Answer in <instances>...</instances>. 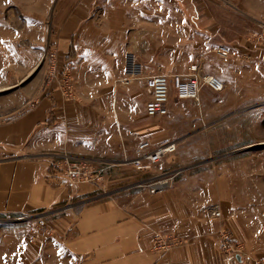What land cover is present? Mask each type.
Wrapping results in <instances>:
<instances>
[{
  "label": "crops",
  "instance_id": "crops-1",
  "mask_svg": "<svg viewBox=\"0 0 264 264\" xmlns=\"http://www.w3.org/2000/svg\"><path fill=\"white\" fill-rule=\"evenodd\" d=\"M6 1L0 0V88L15 86L11 80L20 75L23 80L32 66L30 50L19 47V35L8 26L13 16L5 14ZM185 6L192 4L57 0L49 41L61 65L67 60L72 64L76 97L67 100L55 86L47 88L35 107L15 112L10 104L0 106V216L52 217L74 264H225L219 229L235 205L223 173L206 168L186 172L175 187L152 194L131 185L135 180L124 172L130 167L124 158H135L142 140H151L154 147L175 141L180 147L191 134L156 123L164 116L146 114L143 80L117 84L127 75L128 56L145 75L185 73L191 64H199L204 73L227 82L230 66H223L224 59L215 52L227 43L201 25L197 9ZM30 28L23 26L24 42H31ZM215 99L220 105L229 99L239 103V96ZM196 103L173 99L166 119ZM65 152L97 166L111 165L104 183L69 185L50 178L52 164ZM171 159L160 162L150 178L168 168ZM114 182L125 184L114 188ZM216 210L220 216L213 214ZM235 221L230 222L233 229ZM158 236L176 243L161 250Z\"/></svg>",
  "mask_w": 264,
  "mask_h": 264
},
{
  "label": "rangeland",
  "instance_id": "rangeland-1",
  "mask_svg": "<svg viewBox=\"0 0 264 264\" xmlns=\"http://www.w3.org/2000/svg\"><path fill=\"white\" fill-rule=\"evenodd\" d=\"M188 1L192 6H185L186 9H197L202 15L201 25L214 31L218 39L231 47L230 56L223 58V66L230 67L227 69V82L222 91L203 87L200 103L190 106L187 111H179L178 116L170 121L166 116L156 118V123L167 126L169 130L182 132L185 128L187 132H191L180 147L177 143L174 153L160 161L172 157L169 167L158 174L181 171L176 177L175 187L177 179L186 172L206 168L223 173L225 190L228 187L231 202L236 207L229 208V220H225L219 229V241L221 245V229L225 228L241 253L231 260L232 256L224 253L220 246L219 251L225 264H264V0ZM56 2L57 0H9L3 5L5 14L13 16V21L8 26L19 35L16 39L19 47L23 48L25 45L26 53L30 50L32 66L30 74L26 72L23 80L18 73L20 77L16 76L11 80L15 81V86L0 88V106L10 104L15 112L26 109L30 103L39 101L47 88L57 86L59 80L55 74L60 77L68 66H72L68 60L61 65L56 47L49 41L54 33ZM28 7L30 13L25 14ZM27 23L31 27L30 43L24 42L22 35L23 26ZM1 26L4 24L1 23ZM51 52H55L57 59L55 79L52 81ZM70 74L75 89L72 67ZM171 94V101L178 99L174 88ZM221 95L239 96V103L229 99L228 103L217 104L215 98ZM160 162L151 169L138 170L132 163L124 160L130 166L124 171L126 176L131 177V182L135 180L128 185L135 184L137 188L148 189L144 184L154 174L152 172ZM114 168L116 167L113 166L112 170ZM138 175L145 179H139ZM104 181L103 176L96 183L102 184ZM124 184L114 182L112 187L118 188ZM226 193L227 191L225 195ZM38 215L26 219L0 216V264H74L62 237L57 234L59 231L54 219L46 218L51 227L47 232L38 227ZM232 217L238 218V222ZM232 221L236 222V229L231 227Z\"/></svg>",
  "mask_w": 264,
  "mask_h": 264
},
{
  "label": "built area",
  "instance_id": "built-area-1",
  "mask_svg": "<svg viewBox=\"0 0 264 264\" xmlns=\"http://www.w3.org/2000/svg\"><path fill=\"white\" fill-rule=\"evenodd\" d=\"M215 52L222 58L230 56L232 49L229 45L222 44L216 47ZM52 68L50 81L59 80L57 88L62 92L64 98L71 100L75 98L74 84L72 75L68 66L59 77L55 71L57 59L55 52H51ZM55 74V77H54ZM135 80H143L148 99L145 104V112L148 116L158 117L169 114V105L171 102V90L174 88L176 98L191 99L200 103L201 91L203 87H210L214 91L220 92L225 88V82L216 74L204 73L199 64H191L185 73L174 74H149L143 73L142 67L134 60L132 56L128 57L127 75L117 80L123 85H128ZM39 101L35 100L30 103V107H35ZM177 150V142H166L158 147L153 148L152 141L149 139L142 140L137 147V156L133 159L125 158V161L132 163L138 170L151 169L155 164L160 162L165 156L174 153ZM111 165L103 164L97 166L93 161L85 158H77L65 152L52 164L49 171V177L61 180L69 185L78 184H95L105 174ZM182 172L174 170L173 172H164L152 177L144 186L152 194L163 193L175 184L176 177ZM215 216H220L221 212H213ZM38 227L45 229L47 232L51 227L46 221L45 214L36 216ZM221 249L224 253L230 254L231 260L240 256L239 249L236 248L231 234L225 229H221ZM175 240L158 236L156 238V247L161 250H168Z\"/></svg>",
  "mask_w": 264,
  "mask_h": 264
}]
</instances>
